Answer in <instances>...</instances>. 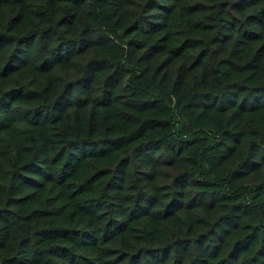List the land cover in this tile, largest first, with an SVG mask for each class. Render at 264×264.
Wrapping results in <instances>:
<instances>
[{
	"label": "trees",
	"instance_id": "obj_1",
	"mask_svg": "<svg viewBox=\"0 0 264 264\" xmlns=\"http://www.w3.org/2000/svg\"><path fill=\"white\" fill-rule=\"evenodd\" d=\"M0 264H264V0H0Z\"/></svg>",
	"mask_w": 264,
	"mask_h": 264
}]
</instances>
